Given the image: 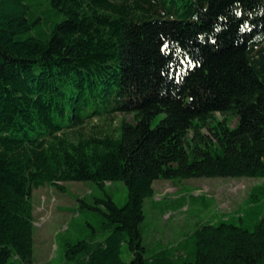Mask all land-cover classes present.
<instances>
[{"label":"trees","instance_id":"16d2710c","mask_svg":"<svg viewBox=\"0 0 264 264\" xmlns=\"http://www.w3.org/2000/svg\"><path fill=\"white\" fill-rule=\"evenodd\" d=\"M115 114L116 136L84 134ZM202 178L264 179V0H0V264H32V191L72 182L127 198L87 207L106 235L64 264H264V215L146 257L153 182Z\"/></svg>","mask_w":264,"mask_h":264},{"label":"rangeland","instance_id":"374dc122","mask_svg":"<svg viewBox=\"0 0 264 264\" xmlns=\"http://www.w3.org/2000/svg\"><path fill=\"white\" fill-rule=\"evenodd\" d=\"M215 116L223 119L220 114ZM226 118L234 127L237 120ZM121 120L131 121V117L115 114L108 119L93 118L83 132L116 136ZM202 132L207 134L206 129ZM261 187L264 188V179L202 178L153 182L154 196L144 202L145 220L141 225L146 257L181 241L188 244L190 235L204 223L223 220L244 230H253L264 215V190ZM64 188L60 191L46 185L32 191L35 239L32 264H64L62 257L66 243L101 240L106 235L101 225L104 217L87 207L104 211L102 206L95 204V200L104 195L110 196L120 207L127 198V189L122 182L106 184L103 188L91 182H72L65 183ZM253 188L256 189L252 192ZM42 237H45L43 247L40 246ZM123 257L128 261L126 254ZM11 262L22 264L17 259Z\"/></svg>","mask_w":264,"mask_h":264},{"label":"crops","instance_id":"0c3cea01","mask_svg":"<svg viewBox=\"0 0 264 264\" xmlns=\"http://www.w3.org/2000/svg\"><path fill=\"white\" fill-rule=\"evenodd\" d=\"M34 235V234H33ZM56 236V235H55ZM35 239H34V236H33V241H34ZM44 241H45V237H42V239H41V241H40V246H44ZM34 244H35V242L33 243V248H34Z\"/></svg>","mask_w":264,"mask_h":264}]
</instances>
